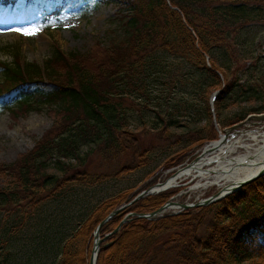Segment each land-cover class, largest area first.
Listing matches in <instances>:
<instances>
[{"label":"trees","instance_id":"obj_1","mask_svg":"<svg viewBox=\"0 0 264 264\" xmlns=\"http://www.w3.org/2000/svg\"><path fill=\"white\" fill-rule=\"evenodd\" d=\"M84 1L97 5L99 1L111 0ZM121 1L131 14L123 26L122 38L111 39L107 46L97 44L85 54L56 49L42 65L22 63L17 55L11 63L0 59L3 71L0 112L7 110L16 115L25 109L50 104L67 114L66 119L56 125L61 131L54 137H49L47 132L32 152L14 164L0 167V173L9 170L13 178L6 187L0 188V215L13 216L17 222L9 227L2 225L9 237L19 234L31 211L57 197L59 190L70 184L97 185L105 179L106 174H90L84 170L61 176L75 167L83 168L93 150L100 152L104 160H115L118 164L124 154L131 157L114 172L116 177H123L146 164L148 150L139 153L133 147L135 137L128 129L129 118L121 107L120 93L125 91L123 86L141 92L154 51L162 50L184 58L194 70L211 76L206 81L208 86H217V71L225 78L227 73L213 57V49L228 44L224 36L227 26L245 24L258 15L249 4L257 0H169L173 8L166 0ZM41 14L43 18L57 15L56 11L48 13L44 9ZM206 84L199 83L201 91ZM239 87L243 85H239L236 78L230 79L224 92L229 96ZM262 89L255 87L250 90L253 95L246 93L240 99L260 102L252 110H262ZM227 98H219L216 103L224 106ZM204 114L210 120L207 104ZM159 118L162 124L163 119ZM177 126L174 120L164 119L160 137L166 140L169 129ZM194 132L201 138L200 129ZM80 143L88 148L84 155L79 153ZM52 158H56L54 163L49 162ZM125 195L124 191L97 205L73 229L62 244L58 264H89L95 226L125 202L128 197ZM167 199L163 194L148 196L116 215L104 227L113 231L126 212H151ZM205 214L213 215L212 227L206 229L202 238L196 235V229L198 220ZM161 232L169 235H159ZM7 243V239H2L0 247H6ZM76 245L81 247L76 249ZM96 261V264H262L264 178L207 207L154 220L127 221L100 246Z\"/></svg>","mask_w":264,"mask_h":264},{"label":"rangeland","instance_id":"obj_2","mask_svg":"<svg viewBox=\"0 0 264 264\" xmlns=\"http://www.w3.org/2000/svg\"><path fill=\"white\" fill-rule=\"evenodd\" d=\"M166 3L171 6L169 0ZM249 4L258 14L257 17L245 24L227 26L224 36L228 44L213 49V57L227 73L225 78L217 71V86H208L206 83L211 76L194 70L184 58L156 50L151 56L146 71L148 76L141 92L122 87L125 91L120 93L121 107L129 118L128 129L135 137L133 147L139 153L148 150L145 154L146 164L123 177H116L114 172L131 157L124 154L121 164H118L115 160H104L100 152L93 150L85 159L83 168L75 167L61 176L67 177L80 170L90 174H106L101 183L92 186L70 184L59 190L57 197L41 203L35 211H31L19 234L12 237L1 227L3 224L6 227L15 225V218L0 215V242L2 239L8 240L6 247H0V264H58L64 240L97 205L124 191L128 197L117 207L125 205L139 192L157 182L166 181L179 168L193 160L209 142L219 139L220 134L227 129L232 128L230 132L234 136L241 131H264V117H257L264 115V109L252 110L260 102H243L240 99L246 93L253 95L254 92L250 90L255 87L261 86L264 92V0L251 1ZM4 5L0 4V59L8 63L14 61L17 55L22 63L42 65L56 49L63 53L76 51L85 54L97 44L107 46L111 39L123 35V26L131 14L121 0L99 2L98 5L84 0H43L40 6L29 4L28 0H11ZM58 7L61 8L58 16L42 19L41 8L51 12ZM180 16L183 17L182 12ZM4 21L8 25L1 26ZM17 29H27L32 34L24 35L23 31ZM208 59L206 57L210 67ZM226 65L229 66L227 69ZM2 78L3 71L0 70V82ZM234 78L243 88L239 87L226 96L224 90L227 82ZM199 83L206 84L202 91ZM211 91L220 92L218 100L228 98L224 106L221 103L215 105L209 120L204 110L207 95ZM66 116L67 114L50 104L25 109L16 115L7 110L0 112V167L14 164L32 152L35 144L45 139L47 132L50 133L49 137H54L61 131L60 128L56 129V125L66 119ZM159 116L163 119L162 124ZM164 119H171L179 124L176 128L169 129L166 140L159 135ZM198 129L201 130V138L194 132ZM87 150V146L80 143L79 153L84 155ZM56 158L49 162L54 163ZM73 161L71 160L73 165H77ZM261 178H264V174ZM12 179L9 170L0 173V188L6 187ZM225 184V181L216 184L213 179L203 180L187 175L178 179L173 187L157 195L163 194L175 202L190 205L222 193ZM174 212L177 210L170 209L164 214L174 215ZM212 217V214H205L198 220L200 225L198 224L196 235L203 238L206 229L212 227ZM110 229L103 227L99 233L100 239L112 233ZM250 232L255 233L252 228ZM159 235L169 234L161 232ZM103 243L105 241L100 246ZM80 247L81 245L75 246L76 249Z\"/></svg>","mask_w":264,"mask_h":264},{"label":"bare ground","instance_id":"obj_3","mask_svg":"<svg viewBox=\"0 0 264 264\" xmlns=\"http://www.w3.org/2000/svg\"><path fill=\"white\" fill-rule=\"evenodd\" d=\"M6 25L8 23L5 21L1 24V26ZM262 169H264V131L241 132L234 138L229 136L224 138L223 134H220L219 139L212 141L201 151L196 161L179 168L167 179V184L161 189L173 186L178 179L188 175L203 180L213 179L216 184L225 181L229 188L224 190H228L248 178H253Z\"/></svg>","mask_w":264,"mask_h":264},{"label":"water","instance_id":"obj_4","mask_svg":"<svg viewBox=\"0 0 264 264\" xmlns=\"http://www.w3.org/2000/svg\"><path fill=\"white\" fill-rule=\"evenodd\" d=\"M264 117V116H262ZM262 117H258V118H261ZM165 184V183H164ZM164 184L162 183H157L155 186L153 187H150V188H147L145 191H142L140 192L138 195H136L135 198H133L132 200L128 201L127 203H125V205H122L116 209H114L113 211H111L109 214H107L105 216V218L99 222L97 224V226L94 228V233H93V244H92V248H91V255L89 257V264H96V257H97V253H98V248L100 246V244L105 240V238H107L108 236L114 234L115 232H117L119 229H120V226L124 223H126V221L128 220H131L133 217H138V218H149V217H155V216H158V214L164 210H166L167 208H169L173 203L171 202H168L166 203V205H163L161 206L160 208H158V210H155L149 214H139V213H127L126 214V217H124L122 219V221L117 225V227L115 228V230L112 232V233H109V234H106L102 239H100V236H99V233L102 229V227L107 223L109 222L110 220H112L116 214L124 211L127 207L131 206L132 204L136 203V201L140 200V199H143L146 197V195H152L154 192H157V188H161ZM212 199H208V200H204L203 202H201L200 204L198 205H201V204H209V203H212ZM183 208H188L189 206L187 205H182Z\"/></svg>","mask_w":264,"mask_h":264},{"label":"snow or ice","instance_id":"obj_5","mask_svg":"<svg viewBox=\"0 0 264 264\" xmlns=\"http://www.w3.org/2000/svg\"><path fill=\"white\" fill-rule=\"evenodd\" d=\"M17 31H23V34H24V35H31V34H32V33H31L29 30H27V29H25V30L17 29Z\"/></svg>","mask_w":264,"mask_h":264}]
</instances>
